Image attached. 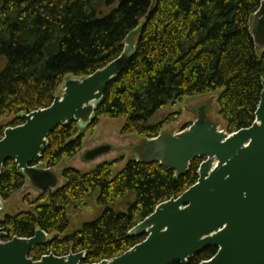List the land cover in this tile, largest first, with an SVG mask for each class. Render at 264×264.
I'll return each instance as SVG.
<instances>
[{
    "label": "trees",
    "instance_id": "trees-1",
    "mask_svg": "<svg viewBox=\"0 0 264 264\" xmlns=\"http://www.w3.org/2000/svg\"><path fill=\"white\" fill-rule=\"evenodd\" d=\"M263 1L0 0V121L51 107L66 79L104 69L139 32L133 57L106 90L90 130L104 116L125 120L124 136L155 139L165 124L151 125V120L168 104L217 91L223 92L219 105L228 132L250 128L264 80V51L256 49L250 23ZM18 123L16 127L23 124ZM78 132V123L72 121L49 136L43 155L48 168L79 156L84 135ZM3 137L1 130L0 141ZM203 161L193 162L180 178L159 164L135 160L115 178L114 163L90 174L68 169L60 189L40 193L34 212L0 217V229L9 240L30 239L38 229L53 235L31 252L35 261L81 252L87 253L84 264L118 258L146 240V235L130 236L136 226L198 182ZM26 184L15 162L5 163L3 201ZM97 193L103 214L79 232L61 237L70 227L68 209ZM114 206H126L127 211L117 212ZM217 252L208 248L189 264H201Z\"/></svg>",
    "mask_w": 264,
    "mask_h": 264
},
{
    "label": "water",
    "instance_id": "water-1",
    "mask_svg": "<svg viewBox=\"0 0 264 264\" xmlns=\"http://www.w3.org/2000/svg\"><path fill=\"white\" fill-rule=\"evenodd\" d=\"M250 33L256 49L264 51V1L251 19ZM134 47L130 40L122 55L104 69L82 79H66L63 93L51 107L20 115L23 124L6 129L0 141V178L5 163L14 161L39 193L60 189V176L51 168H39L49 136L72 121L83 128L91 125L109 85L133 57ZM262 88L250 128L230 134L203 111L189 129L143 143L134 160L159 164L176 178L188 173L193 162L204 159L198 182L180 197L159 205L129 233L132 237L146 235L143 243L98 264H189L208 248L218 252L201 264H264V80ZM112 150L110 145L97 147L84 160L93 162ZM3 202L0 197V212ZM50 241L41 229L30 239L12 240L0 229V264L84 263L83 252L65 257L51 254L38 261L30 258L36 247Z\"/></svg>",
    "mask_w": 264,
    "mask_h": 264
},
{
    "label": "rangeland",
    "instance_id": "rangeland-1",
    "mask_svg": "<svg viewBox=\"0 0 264 264\" xmlns=\"http://www.w3.org/2000/svg\"><path fill=\"white\" fill-rule=\"evenodd\" d=\"M151 2L154 3L156 0H151ZM142 25L143 22H141ZM130 37L127 40L126 47H128L130 40L134 46L137 43L138 34L134 33ZM62 93L63 85L60 87L58 95ZM222 93V91H217L206 95L190 97L179 103H170L154 116L151 120V125L165 124L160 135L179 134L189 129L197 121L198 114L204 111L207 117L220 130L228 132V124L221 115L219 105V97ZM19 120V117L2 119L0 121V132L1 130L5 132L8 128L16 127ZM20 122L22 121L20 120ZM125 124L126 121L123 119H111L101 116L95 129L90 130L89 128L80 126L78 136L84 135L81 153L74 159L64 158L54 169L60 176L62 186L65 184L63 173L68 169L76 170L82 174H90L102 164L114 163L112 177H117L126 168L127 164L134 159L135 155L141 151V146L147 141V139L138 135L124 136L122 130ZM104 145L113 147L112 152L93 162H86L84 160V156L87 153ZM39 168L48 167L45 163H42ZM39 197L40 193L27 183L22 190L13 195L9 200L3 202L4 210L0 212L1 219H4L6 216H16L22 212H34L38 206L37 200ZM98 198L99 193L89 200L73 205L68 209L70 227L61 237L71 236L79 232L85 224L95 222L103 214L105 207L99 204ZM129 200L132 201V198ZM123 204L125 205V203ZM114 208L117 212L127 211L126 206L123 209H118V206H114ZM50 237L52 238L53 235H50Z\"/></svg>",
    "mask_w": 264,
    "mask_h": 264
}]
</instances>
